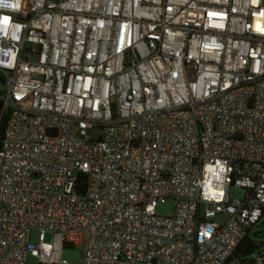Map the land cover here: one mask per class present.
Returning a JSON list of instances; mask_svg holds the SVG:
<instances>
[{"label":"built area","instance_id":"built-area-1","mask_svg":"<svg viewBox=\"0 0 264 264\" xmlns=\"http://www.w3.org/2000/svg\"><path fill=\"white\" fill-rule=\"evenodd\" d=\"M261 29L264 0L0 7V264H264L234 259L264 218Z\"/></svg>","mask_w":264,"mask_h":264},{"label":"rangeland","instance_id":"rangeland-1","mask_svg":"<svg viewBox=\"0 0 264 264\" xmlns=\"http://www.w3.org/2000/svg\"><path fill=\"white\" fill-rule=\"evenodd\" d=\"M245 193L240 189L233 188L231 191V197L232 198H238L242 199L244 198ZM174 205L170 202L166 204H160L158 207V214L161 216H171L173 214ZM261 231H264V227H261ZM38 232L33 231L31 236V241L34 243L38 242ZM53 239V235L51 233H47L45 235V241L47 243H51ZM63 257L69 260L70 262L77 263L82 257V248L81 247H75V248H66L63 251ZM28 263H36V259L29 256Z\"/></svg>","mask_w":264,"mask_h":264},{"label":"trees","instance_id":"trees-1","mask_svg":"<svg viewBox=\"0 0 264 264\" xmlns=\"http://www.w3.org/2000/svg\"><path fill=\"white\" fill-rule=\"evenodd\" d=\"M0 79H2L1 76ZM8 118V114L2 116L0 109V147L4 136V131L8 122ZM261 227H264V218L262 219L259 225L255 226V228L248 231L242 244H240V246L237 248L234 259L238 256L250 255L259 249V245H262L264 243V231L260 230ZM66 248H69V246H66Z\"/></svg>","mask_w":264,"mask_h":264},{"label":"clouds","instance_id":"clouds-1","mask_svg":"<svg viewBox=\"0 0 264 264\" xmlns=\"http://www.w3.org/2000/svg\"><path fill=\"white\" fill-rule=\"evenodd\" d=\"M0 7H11V8L18 9L19 8V0H17V2L14 4V7H13V4L7 3L6 0H0Z\"/></svg>","mask_w":264,"mask_h":264},{"label":"snow or ice","instance_id":"snow-or-ice-1","mask_svg":"<svg viewBox=\"0 0 264 264\" xmlns=\"http://www.w3.org/2000/svg\"><path fill=\"white\" fill-rule=\"evenodd\" d=\"M4 22L8 23V18L7 17L4 18ZM261 30L264 31V29H261Z\"/></svg>","mask_w":264,"mask_h":264}]
</instances>
